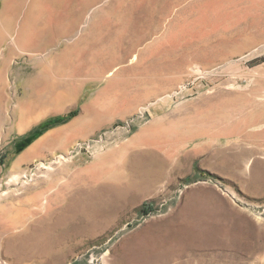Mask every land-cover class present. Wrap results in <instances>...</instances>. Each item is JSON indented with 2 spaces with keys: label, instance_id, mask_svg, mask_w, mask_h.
I'll use <instances>...</instances> for the list:
<instances>
[{
  "label": "rangeland",
  "instance_id": "rangeland-1",
  "mask_svg": "<svg viewBox=\"0 0 264 264\" xmlns=\"http://www.w3.org/2000/svg\"><path fill=\"white\" fill-rule=\"evenodd\" d=\"M0 264H264V0H0Z\"/></svg>",
  "mask_w": 264,
  "mask_h": 264
}]
</instances>
